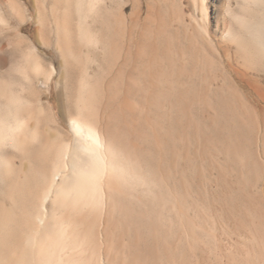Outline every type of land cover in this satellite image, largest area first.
Wrapping results in <instances>:
<instances>
[{"label": "bare ground", "instance_id": "1", "mask_svg": "<svg viewBox=\"0 0 264 264\" xmlns=\"http://www.w3.org/2000/svg\"><path fill=\"white\" fill-rule=\"evenodd\" d=\"M57 1L60 0H53L54 6ZM67 1H71L75 10L80 12L86 0ZM189 1L196 12H202L205 19L207 0ZM232 1L229 0L228 13L231 21L226 34L229 41H215L209 27L198 21L199 17L198 19L192 18L190 23H186L185 18L175 16L173 9H168L169 0H146L145 9L139 0H134L133 11L130 15H124L123 8L116 14L113 8L111 9L101 0H87L88 6L91 9L95 8L100 17L98 21L93 22L100 33V41L97 42L101 43L105 55L102 64L96 69L97 74L100 75L96 91L100 94L102 93L101 88L104 87L105 93H114V110L111 111L106 107L104 113H101L102 104L99 103L100 101L97 102L94 91L85 95L83 88L88 85L86 82L89 80V75L85 71L78 73V76L75 71L69 72V79L76 82L79 87L76 94L72 91L73 93L71 92L67 100L61 104L62 116L69 118L70 133L67 135L62 133L57 126H53V120L47 122L41 117L38 130L41 129L44 133L45 143L32 142L30 146L21 148L18 155L12 159L15 171L33 172L35 175L33 193L28 197L22 196L21 199L18 198L20 194L16 195L19 199L16 202L24 203L25 208L30 204V210L26 209L27 212L25 208H23L24 211H19L21 209L19 206L18 210H13V212H23V218H15L14 215H18L12 212V209L17 207L13 201L11 202L12 199L15 200L14 192L9 191L12 196L11 199L8 197L10 194L7 192L8 187L13 180L0 176V216L22 227L20 235L6 234L5 238H0H4L0 241V245L5 248L3 253H0V260L8 264H75L76 260L82 259L85 264H92L88 256L85 259L83 257L89 251L97 255L100 248L103 251V262L101 263L112 264L107 253L113 248V239L116 238L115 245L119 252L125 246L133 250L130 257L131 263L155 264L153 261L157 259L155 254L158 248L156 246L155 250L154 244L159 240L158 235L155 232L148 233V230V235L132 238L128 233L131 228L132 230L137 228L136 230L139 229V231L146 227L152 229L154 220L147 218L143 212L133 213L136 206L130 200L128 191L119 189L115 202L110 203L111 188L108 184L106 185L103 178L108 171L122 170L124 162H134V157L142 149L138 146L140 136L144 134H140V130L146 131L147 135H149L148 131L152 132L151 125L155 119L152 122V108L148 99L155 94V88L162 90L160 84L169 85L166 75L158 79L155 73L164 60L171 58L175 43L178 48L184 45L185 49L182 46V53L186 51L192 56L193 73L190 74L193 78L195 76L198 78L194 99L198 106H201L199 112L205 113L209 109L214 115H210V121L213 123L214 137L211 139L214 150L222 156L226 163H233L232 165L235 164L242 170L250 169L252 165H249L252 163V172L256 168L264 173L263 165L253 161L248 163L252 159L248 158L250 150L247 149L245 138L248 135L246 132L248 128L252 129L250 132L256 127L264 131V0H235V5ZM9 9L19 24L26 22L25 11L17 1H9ZM42 12H45V6L42 10L39 8L36 10L38 18L36 22L40 26L37 29L35 40L42 47H50L52 40L55 39L57 40L56 47L59 48L64 29L62 30L61 25L55 22L56 29L53 31L49 25L48 38L44 39V23L41 22L44 13ZM77 29L81 37L87 38V35L83 33L82 25L79 24ZM18 38L20 40L18 50L33 73L34 81L38 83V79L44 76L43 82L48 86L56 71L55 66L52 65V71L45 75L46 62L39 57L36 49H32L27 39ZM106 52L111 55L113 64H109L106 60ZM158 69L166 74L165 70ZM179 69L177 78L182 82L181 79L189 76V71L183 67ZM200 73L205 74V78L201 81L199 80ZM141 81L144 84V92L140 88ZM180 84L184 86L183 82ZM132 95L134 98L145 96L146 106H150L146 113H135V106L128 100V96ZM115 110L118 113H114ZM38 114L40 116L41 113L38 111ZM126 116L132 118L127 120ZM8 119H0V143L8 141L16 145V134H25V140L38 134V130L31 128L30 123H25L20 119L9 122ZM176 129L177 132L181 130L179 127ZM126 130L133 142L126 141ZM147 135L142 137L150 139L151 137ZM262 139L264 143V134ZM152 147L153 144L150 145V148ZM173 151L171 160L177 158ZM4 157L0 156V171L4 165L8 164ZM218 168L220 170L221 167L218 166ZM165 171L166 181H170L172 167H166ZM225 184L224 190L230 189L229 184ZM183 185L184 183L181 182L180 186ZM236 194L239 197L238 199L233 198L232 203L243 208L242 211L246 217L235 218L232 221L235 215L228 204L225 210L222 208L223 214L227 216H225L227 221L240 226L244 231L242 241L249 242L252 246L243 251L245 253L242 263L237 262L236 258L231 256L232 259L230 258L227 264H264V205L259 202L256 205L257 209H254L252 200L245 195L243 190L236 189ZM5 199L9 200L7 202H10L9 205H13L12 207L10 205L11 209L2 205ZM36 202L40 203V208ZM115 207L119 208L122 214L127 213L128 221L113 219L110 211ZM98 226L101 228L98 231L100 247L95 245ZM114 227L122 234L119 233L121 235L117 237L111 236L110 232ZM152 230H156L154 226ZM167 235L163 236L165 237L164 250L169 256L174 253V250H178L181 254L180 258L174 255L173 262L175 263L176 258L180 260V263L177 261L175 264H188L189 258L186 250L180 252L181 240ZM169 238L177 240V243H173L176 244L175 247L172 243L169 244L171 241L168 242ZM160 239L162 240V237ZM193 240L194 243H203L201 237L196 235L193 236ZM11 241H15L16 244H11ZM135 242L143 244L148 254L138 244L137 249L134 248L137 251H134L131 244ZM201 248L199 246L198 251L200 250L201 254L206 253ZM16 252L19 253L17 258L15 257ZM201 256L204 257V255ZM143 258L146 259L143 260Z\"/></svg>", "mask_w": 264, "mask_h": 264}, {"label": "rangeland", "instance_id": "2", "mask_svg": "<svg viewBox=\"0 0 264 264\" xmlns=\"http://www.w3.org/2000/svg\"><path fill=\"white\" fill-rule=\"evenodd\" d=\"M9 1L11 0H0V119L9 118V122L20 119L25 123H30L31 128H36L38 130V125L41 123L42 117L47 122H49L48 120H53V126H57L62 133L66 135L69 134V118H64L62 116L61 104L67 100V97L72 91L75 94L79 91L77 83L69 79L70 71H75L77 76L79 75L78 73L85 71L89 75V80L86 82L88 84L86 87L89 89H85L86 87L83 88L85 95L87 96L89 92L93 90L97 102L100 101L99 103L102 104L101 113H104L106 107L113 111L114 93H105L104 87L101 88L102 93L99 94L98 91H96V85L100 78L96 69L102 64L105 58L101 43H98L100 41V33L93 22L100 19L96 9H91L88 6L87 0L83 3L82 11L80 12H77L71 1L68 2L67 0L57 1L55 6L53 0H15L23 7L27 16L26 22L24 24H19L15 17L11 15ZM101 1L105 2V5H109L111 9L113 8L116 14L121 11V8H123L122 11L124 15H130L133 11L134 0ZM102 2L101 4H104ZM169 2L170 5L168 9L172 8L175 16L183 19L185 18L184 20L186 23H190L192 18L198 19L199 17L198 21L209 27L210 32L215 37V41H229L226 37L231 21L228 13L229 0H207V16L205 19L201 11H197L198 13L195 11L193 5H190L189 0H169ZM232 2H234L233 4L235 5V0ZM139 3H142L141 5L144 6L145 9L146 0H139ZM43 6H45V12H42L44 14L42 15L43 20L41 22L44 23V39L47 40L48 38L49 25L52 27L53 31L56 29L55 22L61 25L62 30L64 29L61 34L63 39L60 40L59 48L56 47L57 40L55 39L52 40L50 47H42L38 45L35 40L37 29L40 26V24L36 22L38 19L36 10L37 8L42 10ZM79 24L82 25L84 29L83 33L87 35V38L81 37V35L78 34L80 33L77 29ZM18 37L27 39V41L31 43L32 49H36L39 57L46 62L47 71L45 75H48L52 71V65L55 66L56 71L53 73V77L48 86L43 82L44 76L38 79V83L34 81L33 73L27 67L22 53L18 50V41H20ZM182 46L184 47V45ZM182 46L178 48L177 43H175L171 58L169 60H164L162 65L158 67L165 70L166 74H163L158 68L156 70V77L159 79L162 75H166L169 79V85L160 84L163 92L155 88V94L152 98L148 99L152 108V122L154 119L155 120L151 125L152 132L148 131L149 135H147L144 130H140V134L144 133L143 135L150 136L151 138L145 139L142 137L143 135H141L138 146L140 148L142 147V149L134 157L133 164L124 162V168L122 170L116 172L108 171L103 179H105L104 182H106V185L108 184L111 188V196L108 194L110 203L115 202L119 189L126 192L128 191L130 200H132L133 204L136 206H134L133 213L138 214L139 212H143L147 215V218L150 217L154 220L155 223H152H154L153 226L156 229L155 231L152 230V226V229L146 227V229H143L144 231H139V229L136 230L137 228H134L138 231V234L142 231L145 234L142 232L143 234L141 233L138 235L132 228L130 229L132 230L131 233L128 229V233L132 238L148 235V233L151 232H155V234L158 235L159 240L155 244L153 243L155 250L156 246L158 248L156 251L157 255L155 254V258L157 259L153 261L155 264H175L177 261L180 263V260L176 258L175 263L173 262L176 255H178V257L176 256L177 258H180L181 254L178 250L176 251L173 249L174 253L170 252V256L167 251L164 250L163 240L165 237L163 236L167 234L168 237L172 235L173 238H179L181 240L180 252L186 250L189 258L188 264H227L232 257H235L237 262L242 263L245 253L243 251L250 248L252 244L242 241L241 237L244 236V231L239 225H233V222L230 221L232 223L230 224V222L227 221V216L223 214V209H226V204L231 207L235 215L232 221H234L235 218L239 219L245 216L242 211L243 208L232 203L233 198L238 199L239 197V195L236 194V189L244 191L245 195L252 200L254 209H257L256 205H258L259 202L264 205V173L260 170H256V168L252 172L251 169L253 168V164L250 163L253 161L264 167V143L262 139L264 131L259 127H256V131L253 130L252 132H250L252 130L251 128L246 129L248 133L245 137L247 139V149L250 150L248 158L252 159L248 161V163H250L249 166L252 165L250 169H243V171L241 167L238 168L235 164L232 165L233 163H226L224 161L222 156L214 150V144L211 139L214 137V133L212 129L213 123L210 120L211 116L214 115L209 109H207L205 113H200L201 106L199 107L197 102H195L194 92L198 78L196 76L193 78L190 74L191 72L193 73L192 56L186 51L182 53ZM106 60L109 64H113V59L107 52ZM180 67L189 71V76L181 79L184 86L180 84L182 82L177 78ZM199 78L200 81L203 80L205 74L200 73ZM142 83L141 81L140 88L141 91L144 92L145 88ZM128 100L135 106V113H146L147 108L150 107L146 106L144 95L138 98H134L133 95L128 96ZM38 111L41 113L40 116ZM114 113H118V111L115 110ZM126 118L128 120L132 117L126 116L125 119ZM177 127L181 129L179 132H177ZM53 130L55 131V129ZM127 131L128 130H126V141L133 142ZM246 132L245 134H247ZM24 135L23 133L16 134V145H12L8 141L0 143V156H5L4 159H6L8 163L3 166L0 171V176L13 180V183L8 187L9 190L7 191L8 193L14 192L13 195L15 196V200L12 199L11 202L13 201L17 207L12 209V212L13 210H18L19 207L21 208L19 211H24L30 207V204H28L29 206L26 205L27 208H25L24 203L16 201H19L22 196L28 197L33 193V183L35 181L33 172L15 171L12 159L14 156L18 155L21 148L30 146L32 142L45 143L46 141L45 135L41 129H39L38 134L31 139L27 138V140H25ZM151 144H153V149L150 148ZM157 150L159 151L157 152ZM173 150H175V152ZM172 151L177 155V158L173 160H171ZM218 166L221 167L220 170ZM166 167H172L171 175L173 179L171 178L170 181H166L167 176L164 174V172L166 173ZM181 182L182 184L184 183L182 187L180 186ZM225 183L229 184L230 189L224 190V186H226ZM14 187H16V189H14ZM22 193L24 195H22ZM11 194L12 193L7 196L10 198L12 196ZM16 195L19 199H17ZM8 199H5L6 201L2 202V205L5 206V208L11 209L13 205L10 204V207V202L7 203L9 201ZM243 200L245 199L243 198ZM5 203L6 205H4ZM37 203L38 202H36V205L40 208V203ZM47 205L49 206V204ZM106 207L107 205L105 208ZM23 208L25 209L23 210ZM19 211H14L15 214L18 215H14V217L21 219L24 213ZM110 214L113 215L114 220L125 219V221H128L127 213L122 214L121 210L119 208L117 209V207L113 208ZM100 229L101 228L98 226L96 231L97 241L95 242V245L99 247L101 243L98 231H100ZM21 233L22 227L20 225L14 222L12 224L10 221H6L0 216V238L6 236V234L20 235ZM119 233L122 234L119 229L114 227L111 229L110 235L112 234L111 236L117 237L121 235ZM194 235L201 237L203 243H194ZM159 237H162V240ZM4 238L0 239V241L4 240ZM173 238H169L168 242L171 240L169 244L172 243L175 247L176 244L173 243H177V240ZM115 242L116 238L113 239V248L107 253L109 254V260L113 262L111 263L136 264L135 262L131 263L130 260L133 250L125 246L128 248L124 247V249L119 252ZM12 243L13 245L16 244L15 241H11V244ZM157 243L159 245H157ZM137 244V242L132 243L131 247L133 246V249H137V246L141 245ZM143 246L142 244V250L145 249ZM199 246L202 247L201 250L206 253L201 254V251L199 250V252L197 249ZM3 249L5 250V248L0 245V253H3ZM136 249H134V251ZM231 251L232 253H230ZM145 252L148 254L146 249ZM86 254L83 257L84 259L88 256L92 264H102L103 251L100 248L97 255H93L90 251ZM18 255L19 253L16 252L15 257L17 258ZM201 255H204L205 258ZM165 257H167L168 260ZM145 259L146 258H143V260ZM80 260L82 259H78L74 263L85 264L83 260ZM0 264L8 263L0 260Z\"/></svg>", "mask_w": 264, "mask_h": 264}]
</instances>
